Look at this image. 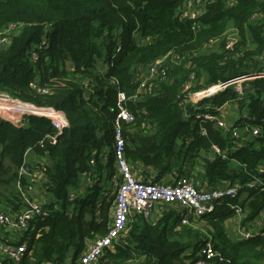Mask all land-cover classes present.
Returning a JSON list of instances; mask_svg holds the SVG:
<instances>
[{"label":"trees","instance_id":"trees-1","mask_svg":"<svg viewBox=\"0 0 264 264\" xmlns=\"http://www.w3.org/2000/svg\"><path fill=\"white\" fill-rule=\"evenodd\" d=\"M185 1L0 0V39L5 36L9 42L0 45V91L39 108L64 111L69 122L59 133L45 118L26 116L22 126L0 118V206L7 202L13 211L19 208L15 191L9 196L6 192L19 180L29 154L35 157L32 165L44 168L42 186L53 199L45 204L50 216L34 222L42 231L35 240V232L31 234L33 252L23 264H65L72 251L77 258L88 240L107 233L108 207L97 208V193L75 202H70V194L107 153L115 162L118 95L133 96L139 87L136 74L168 54L186 55L182 64L188 67L169 63L167 79L153 95L127 103L135 116L132 124L123 126L127 163L154 170L155 181L201 175L210 189L264 179L259 173L264 167V79L252 81L242 99L230 89L199 105L205 111L231 103L240 114L237 124L260 128V135L242 140L239 147L231 143L230 134L196 120L197 107L187 103L184 91L191 73L197 90L264 70V0H215L206 5L197 31L180 18ZM256 14L259 18L253 19ZM232 28L239 42L230 52L222 36ZM211 40L217 41L215 49L209 47ZM213 145L229 159L212 152ZM243 195L244 224L253 222L264 213L259 186L242 189L238 197L198 218L207 224V235L188 228L176 232L165 220L152 225L137 215L123 245L107 248L100 264H197L205 259L201 252L207 244L217 255L212 264H264V235L235 240L225 227L234 217L229 205ZM148 235H161L172 255L159 260Z\"/></svg>","mask_w":264,"mask_h":264},{"label":"built area","instance_id":"built-area-1","mask_svg":"<svg viewBox=\"0 0 264 264\" xmlns=\"http://www.w3.org/2000/svg\"><path fill=\"white\" fill-rule=\"evenodd\" d=\"M215 0H187L180 7V18L190 21L192 29L197 31L201 29L200 17L206 10V5ZM259 14L253 16V19L259 18ZM13 28L10 27V30ZM1 35V33H0ZM222 38L226 42V50L234 51L235 46L239 42V34L235 28L229 29ZM9 43L4 36L0 39V45ZM216 40L209 42V47L215 49ZM186 55L168 54L158 59L146 71H139L136 74V81L139 84L137 92L128 97L124 93L118 95L117 107L118 114L114 123V158L118 170L121 174V182L117 185L115 191V206L109 216L107 233L103 236H97L87 242L86 249L74 260V264H100L107 248H113L115 245L123 243V237L129 230L128 221L136 215H144L149 217L151 209L157 203L179 204L186 209L190 218L198 219L206 214L212 213L217 205L225 203L228 199L236 198L240 195L242 189L259 186L264 191V179L254 177V179L245 185L239 182L220 185L211 189H200L196 187L186 177L180 178L177 182L161 183V182H143L136 179L131 166L127 163L125 151V136L123 131L124 124H132L135 121L133 112L129 109L127 103L139 101L141 97L153 95L159 82L163 83L167 79L169 70L168 64L175 66H184L183 61ZM196 75L191 73L190 80L185 85V93L187 103L191 104L195 109V118L201 123H211L215 129H219L224 134H230L232 144L241 146L244 139H252L260 135L259 127L249 125L248 123L240 126L237 122L228 123L226 103L218 108H205L200 111L201 102L212 98L221 92L233 90L236 95L242 99L246 91L250 88V83L257 79H264V70L252 71L242 75L229 82H219L217 84L195 90ZM32 87L36 88L35 85ZM39 92L47 93V90L39 89ZM16 115L14 119L4 118L5 116ZM26 116H37L39 118L48 119L53 127L62 133L69 127V122L64 111H58L52 108H39L33 104L22 102L13 98L8 93L0 91V118L13 123L16 126L24 124ZM188 118V112H185ZM201 134L207 135V130L202 127ZM54 143L55 138H51ZM1 150V147H0ZM212 152L221 156L223 159H229L228 153L222 151L217 145H213ZM1 162V154H0ZM44 168L40 166H31L25 159L24 165L18 171V179L15 183L17 191V199L19 208L16 211L5 210L0 206V264H23L26 256L31 257L33 252L32 233L35 232V239L40 236L41 229H36L34 224L36 219L44 220L50 216L51 211L45 208V202L36 193L43 189ZM259 173L264 174V167L259 169ZM44 190V189H43ZM78 196L70 194V202H75ZM234 212V220L238 222L237 234L240 240H248L257 235L248 230L247 224H244L246 217V209L240 203L229 205ZM264 217L262 214L255 220L259 221ZM187 224L188 218L181 220ZM260 235H264L261 231ZM205 259L199 260L197 264H212L211 260L216 257L212 246L207 244L201 252ZM67 262V261H66ZM65 264H70L66 263ZM139 263V260L129 261L125 264ZM55 264V263H46Z\"/></svg>","mask_w":264,"mask_h":264},{"label":"crops","instance_id":"crops-1","mask_svg":"<svg viewBox=\"0 0 264 264\" xmlns=\"http://www.w3.org/2000/svg\"><path fill=\"white\" fill-rule=\"evenodd\" d=\"M234 108L236 112L231 113L229 115L231 116L230 119L232 123L237 122V117H238V113H237L238 111L236 107ZM107 154L105 155V158L103 159L101 158L100 161H98V166L97 168L95 166V169L92 170V173H86L82 176V180L80 181L79 188H77V190H74L71 194L78 196V198L85 197L89 194L90 186L91 187L94 186L95 188L94 194L97 193L96 195L98 196V200H97L98 207L97 208L101 209L103 206L108 207V213H109V216H111L112 210L115 206V202H114L115 196H116L115 191H116L117 185L121 182L122 179H121V174L118 170L117 164L113 162L110 157H107ZM28 156H30V159L28 160L26 157L27 163L31 166H34L32 164H34L35 157L31 156L30 154ZM111 161L113 162V165L111 169H107L106 164ZM131 168H132V171L136 179L141 180L143 182H161V183L166 184L170 182H177L180 178H183V177H186V178L189 177L188 179L191 180L192 183L196 185V187L200 189H205V190L210 189L207 183L202 179L201 175L195 176L193 179L187 175H183V176L182 175L181 176L180 175H169L161 179V181H155L157 178V173L154 170L144 168L140 165L131 167ZM14 191L17 196V191H16L15 186L14 187L12 186L10 192H6V194L8 193L7 194L8 196L10 194L13 195ZM36 193L39 195L42 201L45 202L46 204H48V202L53 201L51 194L50 195L47 194L46 192H44L43 189H40L39 191L36 190ZM246 197H247L246 195L240 196L237 199L236 203H240L243 207L247 206L246 199H245ZM2 207L5 210H9V211L14 210V209L12 210L10 205H7V202H4V204H2ZM142 216L146 222L148 221V223L149 224L151 223L152 225H156L160 221L165 220L168 228L171 230L174 228L176 232H181L183 229L188 228L194 231H199L200 233L204 235L208 234L207 224L205 222L198 223V221H196L197 219L195 220V219L190 218L187 214L186 209L182 208L179 204L157 203L151 209V213L148 218H146L144 215ZM262 216L264 217V213H262ZM136 218H138L137 215L129 219L128 221L129 228L134 222L138 221L136 220ZM185 218H188L187 224H184L181 222V220L182 219L185 220ZM191 220H195V221L191 222ZM108 223L106 227H108ZM233 224L235 225L233 226ZM235 226H238V222H236L234 218H229L226 220L225 227L227 229V232H228V228H234L235 230ZM247 226L249 227L248 228L249 231L253 232L255 235H260L261 231L264 230V218L259 221L248 222ZM127 233L125 234V236L127 235ZM97 236H102V235L97 234L95 237ZM91 240H88V241H91ZM235 240H238V239H235ZM122 245L123 243L120 242L119 246H122ZM75 258L76 257L73 255V251H72V253L68 256L67 262L70 264H74Z\"/></svg>","mask_w":264,"mask_h":264},{"label":"rangeland","instance_id":"rangeland-1","mask_svg":"<svg viewBox=\"0 0 264 264\" xmlns=\"http://www.w3.org/2000/svg\"><path fill=\"white\" fill-rule=\"evenodd\" d=\"M234 106L230 103V105H229V107L227 106V112H229V115L231 114V113H234V112H236V111H234V108H233ZM227 116V118L228 119H230L231 118V116ZM240 114L238 115V118L240 119ZM4 118H9V119H14V121H15V118H16V115L15 114H13L12 113V115L11 116H5ZM230 121H231V119H230ZM245 123L244 122H240L239 123V125L240 126H242V125H244ZM27 159L29 160L30 159V156H27ZM90 190H89V192L91 193V194H94V192H95V188H94V186H90V188H89ZM88 190V189H87ZM74 205V204H73ZM70 210H72V209H70ZM235 224H233V226H234ZM237 227L238 226H235V230H234V228H228V233H229V235H230V237L231 238H233V239H239V237H238V234H237ZM132 264V263H131ZM133 264H137V263H133Z\"/></svg>","mask_w":264,"mask_h":264},{"label":"water","instance_id":"water-1","mask_svg":"<svg viewBox=\"0 0 264 264\" xmlns=\"http://www.w3.org/2000/svg\"><path fill=\"white\" fill-rule=\"evenodd\" d=\"M150 243H151V248L155 251V254L157 255V258L159 260L163 259L167 255H172L171 252H167L164 249L162 240H161V235H158L156 237H152L148 235Z\"/></svg>","mask_w":264,"mask_h":264},{"label":"bare ground","instance_id":"bare-ground-1","mask_svg":"<svg viewBox=\"0 0 264 264\" xmlns=\"http://www.w3.org/2000/svg\"><path fill=\"white\" fill-rule=\"evenodd\" d=\"M205 126V125H204Z\"/></svg>","mask_w":264,"mask_h":264}]
</instances>
